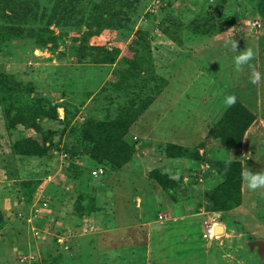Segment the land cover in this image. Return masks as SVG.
I'll return each instance as SVG.
<instances>
[{
	"label": "rangeland",
	"instance_id": "1",
	"mask_svg": "<svg viewBox=\"0 0 264 264\" xmlns=\"http://www.w3.org/2000/svg\"><path fill=\"white\" fill-rule=\"evenodd\" d=\"M149 4L0 0V74L13 76L18 91L0 88V137L8 134L13 143L25 135L48 148L36 170L40 184L33 195H46L61 220L47 226L39 220L37 227L46 234L34 236L27 210L20 212L12 198L16 187L0 184V264H20L27 255L34 257L33 264H145L142 228L183 221L162 211L164 191L151 179L154 173L172 174L173 194L191 199L190 212L205 214L220 207L230 212L241 202L237 165H229L233 171L220 178L210 168L213 163L234 160L241 169L264 171V29L256 27L264 0H176L152 24L144 17ZM233 40L238 51L259 49L250 61L262 73L259 82H251L247 65L235 70ZM227 95H235L254 116L242 135L243 151H227L221 144V136L224 143H235L241 132L223 102ZM9 108L24 112L7 116ZM5 121L24 128L34 122L35 127L8 133ZM167 145L180 146L191 160H171ZM64 150L77 158L68 173L60 159ZM97 168L104 174L95 179L90 170ZM70 177L76 188L67 182ZM53 186L63 190L55 192ZM243 193L247 215L264 189L244 187ZM81 213L93 216L96 234L82 235L75 217ZM209 226L218 230L210 238H203L204 225L191 232L192 245L176 244L188 264H264V232L242 230L219 216ZM59 231L70 232L74 241L53 248L49 259L45 248ZM174 233L179 241V232Z\"/></svg>",
	"mask_w": 264,
	"mask_h": 264
},
{
	"label": "crops",
	"instance_id": "2",
	"mask_svg": "<svg viewBox=\"0 0 264 264\" xmlns=\"http://www.w3.org/2000/svg\"><path fill=\"white\" fill-rule=\"evenodd\" d=\"M258 50L254 52L255 53L254 57H256ZM200 52L202 53L204 51H200ZM186 83H187V86H189L190 79H188L187 82H185V84ZM190 101L191 100L189 99V102ZM11 143H12V137L10 138L8 134L3 135V138L0 137V150H3V153H4V155H2L1 153L2 156L0 157V160L1 158H6V162L0 161V184H6V183H11L15 181L17 179V175L23 178L29 177L31 174L36 172L37 170L36 167L38 166V163H39L37 161H27V162L16 164L12 159V153L10 150ZM243 146L244 145L241 146L242 151H243ZM259 148L262 149L261 146ZM170 164L174 166L173 162H171ZM200 166L201 165L197 166V168H200ZM255 166L256 165L253 166L254 169H255ZM162 173L168 174V172H162ZM13 175L14 177H12ZM171 175L169 177L173 179ZM199 175L201 174L199 173ZM199 183H201L200 180H199ZM210 186H208V189L211 188ZM242 191L244 192V187L242 186V183H241V190H240L241 202L236 209L230 212H206L205 214L197 213V212L193 213L194 211L190 212L189 207L191 206V203H190L191 199H188L185 195L179 194L178 192V194L175 195L177 203H173L172 200L169 198V196L164 192L163 193L164 198L162 197V211H164V213H166V216L170 217L171 219L172 218L182 219L183 220L181 221L182 225L178 224L179 225L178 227V225L174 226L171 223H168V225H165L163 223L162 224L154 223L153 225H149L146 227L144 226V228H142L144 232L142 234V237L144 238L141 239V241H145L146 243L145 247L143 246L144 248V251H143L144 261L143 262H145V264H167V263L174 264L177 261L181 262L182 260L184 262L183 264H188V259L186 260L183 256L182 257L180 256V253H178L179 250L176 249V246H177L176 244L179 243L178 245L179 247H181V249H183L184 247H188L189 244L192 245V243L195 241H192V238L190 237V236L193 237L191 232L194 231L196 227H199V231L197 230V232L199 233L204 228V225L211 223V221L214 220L215 218L217 219L218 216L221 219H224L226 221L232 220L233 222H235V224L238 223L242 230H245V231L247 229L253 230V231L260 230V232H264V200H263L264 197L262 198L258 197L256 199L257 203L255 204H257V206H256L255 211H253L252 213H248L247 214L248 216H247L246 211H245V207H246L245 200L246 199H245V194ZM174 207H181L182 210H180L181 208H178V211H177L174 209ZM197 209L200 210V208H197ZM54 211L55 210L53 209H48L46 211V213L48 214H44V215L47 218L40 219L43 225L47 226L48 224L51 223V221L52 222L56 221V218L60 214ZM232 214H235V215H232ZM248 218H250L251 220L250 223H248L249 222ZM115 230L121 231L122 228H115ZM115 230L112 229L109 231L115 232ZM124 230L126 229H123L122 231ZM175 231L179 232V235H178L179 241H174V237H177L175 236V233H174ZM217 231H215V233ZM103 234L105 233L102 232V235ZM180 236H182L183 239L185 240H182ZM124 241H125V238L121 237V242H124ZM173 248H175L174 251H170L171 249L173 250Z\"/></svg>",
	"mask_w": 264,
	"mask_h": 264
},
{
	"label": "trees",
	"instance_id": "3",
	"mask_svg": "<svg viewBox=\"0 0 264 264\" xmlns=\"http://www.w3.org/2000/svg\"><path fill=\"white\" fill-rule=\"evenodd\" d=\"M175 1L168 0L166 2L165 6L162 5L161 7H159V11H158L157 15L145 14L144 17L147 18L146 22H151V24L154 23L155 21L158 22L157 20L159 18H161L162 14L165 13V11L167 10L166 8H169V7L172 8V6L174 5ZM260 25H261V30H263L264 29V11H261ZM31 39H35V38H31ZM53 40L54 39H51L50 41H53ZM3 42H4L3 40H0V45ZM15 87H16V82L13 81V76L7 75L5 73L4 74H0V88L1 89H3L4 91H7V92L15 91L14 93L17 94L18 91H16L17 89ZM12 96L13 95H5L4 98H6L8 100H11ZM231 107L229 108L228 112L229 111L231 112V116H233V119L239 125V129L241 130L240 135H239L240 138L237 139L238 141H235V143H233V141L230 142L231 139L229 141H226L227 143L226 142L224 143L223 141H225L226 139L225 138L223 139L222 136L220 137V140H221V144L225 148V150H227V151H237L242 146V142H243L242 141V138H243L242 135L247 130V128L251 126L252 122L254 121V116L251 115L249 113V111L242 104H239V102H236V104L234 106L235 109H234V107L231 109ZM11 112H13V113L15 112L16 113L17 116L15 118H19L20 115L23 114L24 110L22 108H21V110L20 109L17 110V109L9 108L8 110L4 111V114L5 115H7V114L10 115ZM37 116H39V114L36 112L35 118ZM242 116L244 118H246V119L242 120L241 119ZM13 124H14L13 121L12 122H6L5 121L4 122V126H5L6 131H8V133H10V132L19 133L20 132V128L22 126H16V125L14 126ZM30 127H32V128L35 127V123L32 122L29 127H25V128L22 127V129L26 130V129H29ZM231 133H233V132H231ZM42 146H43L42 143L39 144V143L33 142L32 139L25 137V135H21L19 138H17V140H14V142L11 143V145H10V150H11V153H12V159H13V161L16 164H19V163H22V162H27V161H37V162H39L43 157H45V156H47L49 154L48 148L43 149L44 147H42ZM165 151L167 152V155L169 156V158H171V160H174V159L180 158V157H182V158L183 157H187L188 160H191V158H189L187 155L183 154L184 150L180 146L167 145ZM63 152L68 154L69 158H70V162H69V165H68L69 168L67 170V173H68V172H70L71 168L74 167V165H75L74 160H76L77 158H76V156H73V154L70 153L67 150H64ZM229 161H231V162L229 163ZM194 162H198V161L195 160ZM197 164L198 163H192L193 166H196ZM231 164L232 165L236 164L237 167H238V178L236 179V182L238 183V189H239V192H240V188H241L240 173H241L242 169H241V165H240L239 162L234 161V160H227V161L220 160V161H216L215 163H213L212 166H210V168H212L214 171H216L217 174L220 176V178H222V175L225 178V177H228V175H227L228 173L233 171V169L228 168L229 165H231ZM39 167H41V163L40 162L38 163V166L36 168H39ZM92 170H90V173H91ZM224 173H226V176H225ZM36 174L37 173L34 172L29 177H24V178L17 175V179L15 181L11 182V184H13V186L16 187V188H14L16 194L14 195V197H12L13 196L12 194L10 196L12 198H14V200L16 201V204H17V208H20L21 211H25V210L28 211V208L30 207V205L32 203V199H33V196H34L33 194L35 193V190H36L37 186L40 184V179L38 177L39 175H36ZM72 179L73 178H71V177L68 178L67 182H69V184H71L72 187L76 188L77 185L74 184V181ZM151 179L155 180L158 184L160 183L159 185L161 186L163 191L169 196V198L172 200V202L173 203H177L176 197H175V195L172 192L174 189H171L172 186L174 187L175 184L177 183L174 179H171V177L167 176L164 173H160L159 171L154 173V176L151 177ZM16 184H18V185H16ZM53 187H55L54 188L55 192L58 189L63 190V189H61L59 187H56V186H53ZM51 189L52 188L49 189L50 192H51ZM49 191H47V193H49ZM240 196H241V194H240ZM219 202H220V200L218 198H216L215 202H213V203L215 204V206H219L218 205ZM20 206H22V207H20ZM217 211L226 212V209H224L223 207H220L219 209H217ZM85 216H88V215L81 213L80 215H78V216L76 215L75 216L77 221H79L78 225H77L78 228L80 227V222H81L82 218L85 217ZM56 220L57 221L60 220L59 216L56 218ZM38 221L34 222L33 225L36 226L35 228L41 230V228L37 227ZM64 227H65V225H64ZM53 248H54L55 251L57 250L56 249L57 245L55 244L54 240H53L52 246L45 248L46 254L48 253L47 254L48 258L50 256V251ZM66 251H68V249L67 250H63L60 253H67ZM33 254H35V253H33Z\"/></svg>",
	"mask_w": 264,
	"mask_h": 264
},
{
	"label": "built area",
	"instance_id": "4",
	"mask_svg": "<svg viewBox=\"0 0 264 264\" xmlns=\"http://www.w3.org/2000/svg\"><path fill=\"white\" fill-rule=\"evenodd\" d=\"M167 1L168 0H150V4H149V6L147 8V12L145 14L157 15L158 11H159V7H161L162 5L165 6ZM173 1H175V0H173ZM256 27L258 29H261L260 23H258ZM60 159H61V162L63 163V166L67 168L69 165V162H70L69 155L63 152L60 155ZM103 174H104V171L100 168H97V169H94L91 171V176L95 179L102 177ZM47 180H50L49 176L47 177ZM36 196L37 195H34V197L32 199V203H31L30 207L28 208V211L26 212L27 214H24L26 217L28 216L26 222L30 223V224L40 220L41 217L44 215V213L49 208V199L45 195H42V196L38 195V198H36ZM20 207H22V206H20ZM19 210H20V212H22L20 208H19ZM18 216L22 217V214H20ZM209 225H210V223L206 224L205 232L203 234L204 239L210 238L212 235L215 234V227H212ZM79 230L81 231L83 236H92V235L96 234L97 228H96L95 220H94L93 216L83 217L81 222H80ZM31 232L34 236L39 235L40 239L41 238L43 239L44 234H46L45 230L43 231V230L37 229L34 226H32ZM73 238H74V235L71 234L70 232L59 231V233L55 235L54 241H55V244L57 246L66 247V244L69 241H74ZM31 262L32 263L35 262L34 257H32L31 255H29V257H28V255L22 256L19 259L20 264H30Z\"/></svg>",
	"mask_w": 264,
	"mask_h": 264
},
{
	"label": "clouds",
	"instance_id": "5",
	"mask_svg": "<svg viewBox=\"0 0 264 264\" xmlns=\"http://www.w3.org/2000/svg\"><path fill=\"white\" fill-rule=\"evenodd\" d=\"M232 49L237 53L233 57V62L235 70L240 72L243 70V66L251 70V82L253 84L259 82L262 77V73L256 71L250 61L254 58V51L252 48H246L242 50H237V42L233 40L231 42ZM235 95H227L224 98V104L226 107H231L236 103ZM231 161H229L230 163ZM242 186L247 188L250 191H257L259 189H264V171L253 172L250 170V167H244L240 173Z\"/></svg>",
	"mask_w": 264,
	"mask_h": 264
},
{
	"label": "bare ground",
	"instance_id": "6",
	"mask_svg": "<svg viewBox=\"0 0 264 264\" xmlns=\"http://www.w3.org/2000/svg\"><path fill=\"white\" fill-rule=\"evenodd\" d=\"M215 231H217V230H216V227H215Z\"/></svg>",
	"mask_w": 264,
	"mask_h": 264
}]
</instances>
